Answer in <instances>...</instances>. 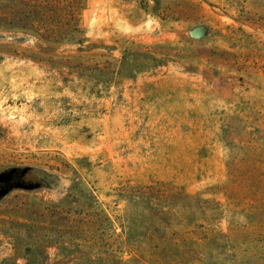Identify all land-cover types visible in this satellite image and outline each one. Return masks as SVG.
Wrapping results in <instances>:
<instances>
[{
  "label": "rangeland",
  "instance_id": "374dc122",
  "mask_svg": "<svg viewBox=\"0 0 264 264\" xmlns=\"http://www.w3.org/2000/svg\"><path fill=\"white\" fill-rule=\"evenodd\" d=\"M81 23L83 40L60 46L0 31V148L44 164L31 196L67 193L56 155L108 212L107 249L126 264H264V0H86ZM127 42L191 53L106 85L45 61L120 59ZM148 184L163 194L154 224L127 202ZM101 250L45 243L27 263L0 235V264H101Z\"/></svg>",
  "mask_w": 264,
  "mask_h": 264
},
{
  "label": "trees",
  "instance_id": "16d2710c",
  "mask_svg": "<svg viewBox=\"0 0 264 264\" xmlns=\"http://www.w3.org/2000/svg\"><path fill=\"white\" fill-rule=\"evenodd\" d=\"M85 4L86 0H0V31L29 34L50 46L80 43L85 33L81 23ZM190 53L178 43L127 42L120 59L68 53L51 55L45 61L106 85L115 77H134L161 57ZM38 158L34 153L0 148V235L10 239L15 252L27 263L33 262L34 249L45 243L62 247L66 242H82L90 249L102 247L101 264H126L107 249L115 236L108 212L66 160L55 155L51 159L57 163L49 166L57 174L68 175L71 185L65 196L57 202H42L31 196L33 190L48 183L33 177L32 171L44 165ZM161 190L153 184L131 189L127 202L131 207L141 203L144 209H151L148 219L154 224L163 211L150 206L149 199L162 197ZM83 264L94 263L85 260Z\"/></svg>",
  "mask_w": 264,
  "mask_h": 264
}]
</instances>
